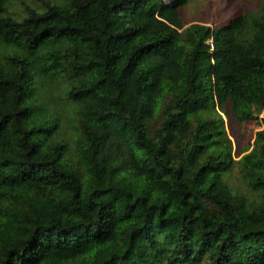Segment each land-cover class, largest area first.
Masks as SVG:
<instances>
[{
  "label": "trees",
  "instance_id": "1",
  "mask_svg": "<svg viewBox=\"0 0 264 264\" xmlns=\"http://www.w3.org/2000/svg\"><path fill=\"white\" fill-rule=\"evenodd\" d=\"M20 1L0 0V264H264V0L217 26H183L187 0ZM34 74L74 77L72 148ZM222 113L260 126L238 158Z\"/></svg>",
  "mask_w": 264,
  "mask_h": 264
},
{
  "label": "rangeland",
  "instance_id": "2",
  "mask_svg": "<svg viewBox=\"0 0 264 264\" xmlns=\"http://www.w3.org/2000/svg\"><path fill=\"white\" fill-rule=\"evenodd\" d=\"M26 3H34V0H23ZM172 1V0H166ZM261 0H187L178 7L179 17L183 26L191 23H204L211 26L224 24L230 17L237 13L247 12L254 9ZM20 0H9L8 7L20 11ZM37 80L35 94L31 98V104L39 110L35 118L43 121L54 119L57 128L54 137L66 143L72 148L73 140L77 134V109L79 102L75 99H68L64 95L66 86L74 79L67 75L53 76L47 78L44 74H34ZM224 128L230 140V151L234 158H238L240 151L247 146L250 147L255 130L260 126L256 121H245L236 124L226 113H222ZM260 116H264V109L260 111ZM247 148V149H248ZM238 151L240 153H238ZM230 185H235L244 190L237 168L231 171L228 178Z\"/></svg>",
  "mask_w": 264,
  "mask_h": 264
}]
</instances>
